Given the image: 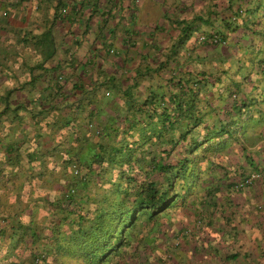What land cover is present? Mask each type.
Returning a JSON list of instances; mask_svg holds the SVG:
<instances>
[{"label":"trees","instance_id":"obj_1","mask_svg":"<svg viewBox=\"0 0 264 264\" xmlns=\"http://www.w3.org/2000/svg\"><path fill=\"white\" fill-rule=\"evenodd\" d=\"M124 1L57 0L62 37L52 39V22L42 33L52 60L0 86V264H252L234 212L211 198L264 168L214 174L224 136L252 110L235 104V120L223 119L210 96L214 53L232 33L251 36L236 71L263 69L264 32L252 24L264 23V0H160L151 32L136 26V0L130 16ZM219 211L227 225L211 237L203 225ZM177 236L196 243L187 260L175 259Z\"/></svg>","mask_w":264,"mask_h":264},{"label":"crops","instance_id":"obj_2","mask_svg":"<svg viewBox=\"0 0 264 264\" xmlns=\"http://www.w3.org/2000/svg\"><path fill=\"white\" fill-rule=\"evenodd\" d=\"M70 1L77 3L81 0ZM56 2L57 0H0V77L3 78L0 80V86L4 87L5 90L17 86L18 82L20 84L28 82L32 76L43 73L42 69L45 65L42 63H49L52 60V58L47 57L46 48L48 43L43 41L42 33L52 22L51 24H54L52 39H56L58 42L62 37V28L60 29V26H58V21L54 22L53 15ZM136 2L138 5L136 12L138 25L136 26L141 28L145 24L139 21L140 13L145 12L148 5L147 0H136ZM198 2L203 1L198 0ZM182 3L187 4L186 6L184 4L180 5V8L183 9L193 5L191 1H182ZM131 4L129 0L124 1L126 16H130ZM103 5L106 4L103 3ZM184 15L188 16L182 14V17ZM64 26L65 29L63 30L69 28L68 23H65ZM252 26L257 31L264 32V23L257 24L253 22ZM236 35L232 33L229 37V44L214 53L213 60L218 71L214 74L215 86L211 96L214 107L218 109V117L223 119L235 120L236 117L226 114V111L235 104L238 107L243 106L245 110L250 109L252 111L249 114H246V111L239 118L242 125L239 126L238 133L234 134L232 138L224 136V139L226 138L228 142L219 152V162L222 163L224 168L217 167L214 174H224L227 169H231L232 171L229 174H232L234 169L241 168L245 173L251 170L254 172L258 168L264 167V65L260 71L255 68L251 69V67L247 69L251 70L249 73L247 70L236 71L238 63H234V60L249 56L247 52H249L251 38L250 35L247 39ZM72 40L75 39H69V41ZM232 42H239L242 46L238 47L236 45L234 49L231 47ZM261 42L264 43V39H261ZM62 50L63 47L56 50L55 56L57 58L61 56ZM225 64H227V67H225ZM44 74L48 79V72ZM30 90L31 88L28 87L23 90V93L28 94ZM236 90L239 93L237 92L238 96H236L237 101L235 102L233 92ZM238 107L235 109L237 110ZM215 116L217 117V115ZM219 175L216 176L220 177ZM261 179L240 190L232 189L233 179H230V183L226 184V190H221L212 195L211 198L216 197L217 208L221 205L224 209L223 214L234 212L230 224H236L238 230L239 240L236 245L245 244L248 250H251L250 246L255 248V250H251L250 259L261 260V264H264V177ZM223 181L226 183L227 179L223 178ZM213 203L215 204L214 199ZM207 208H205V203L201 204L200 210L202 209L203 219L210 210ZM219 213L220 211L214 212L215 220L212 226L203 225L204 232L206 231L211 237L218 235V228L227 225V222L219 218ZM230 224L228 225L229 229ZM199 225L197 226L201 227ZM190 227L191 225H186L188 231L191 230ZM222 231L219 233L226 236L227 232Z\"/></svg>","mask_w":264,"mask_h":264},{"label":"rangeland","instance_id":"obj_3","mask_svg":"<svg viewBox=\"0 0 264 264\" xmlns=\"http://www.w3.org/2000/svg\"><path fill=\"white\" fill-rule=\"evenodd\" d=\"M169 5L172 4H176L182 5L184 3H182V0H167ZM191 1V0H190ZM198 1V0H196ZM207 1V0H206ZM160 0H147V9L145 10V12L140 13V23L145 24L143 25L145 28H147L148 30H150V32L152 31V25H154L155 23H157L158 21L162 20V17L164 15L165 12V8L161 7V5L159 4ZM258 4H261L260 2ZM187 4H184V6H186ZM180 10V9H179ZM264 13V12H263ZM183 14V13H182ZM182 14H180V16L182 17ZM188 15V14H186ZM191 15V14H189ZM143 26H141V28H143ZM163 44H167V43H163ZM200 53H203L202 50L199 51ZM212 99V96H210ZM262 180V179H261ZM162 229H165L166 226L162 225L161 226ZM168 229L170 230V228L168 227ZM171 232V230L169 231V233ZM175 240L173 241L174 245V249L175 248H179V253L175 256V259L178 257H181L184 260H187V256H188V251L193 250V248L196 246V243L194 241H192L193 243L191 244H184L183 239L180 236H177V238H174ZM251 250H255V248L250 246ZM194 253V252H192ZM255 254V253H254ZM252 264H259L260 262H258L257 260H251ZM175 262V261H174ZM176 264V263H175Z\"/></svg>","mask_w":264,"mask_h":264},{"label":"built area","instance_id":"obj_4","mask_svg":"<svg viewBox=\"0 0 264 264\" xmlns=\"http://www.w3.org/2000/svg\"><path fill=\"white\" fill-rule=\"evenodd\" d=\"M262 177H264V170H261L260 172H255L254 174L252 173L244 180L235 183L234 188L235 190L241 189L243 187L245 188L248 184L253 183V181L255 180L260 181Z\"/></svg>","mask_w":264,"mask_h":264}]
</instances>
